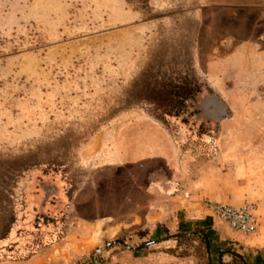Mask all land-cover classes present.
Wrapping results in <instances>:
<instances>
[{"label":"rangeland","instance_id":"374dc122","mask_svg":"<svg viewBox=\"0 0 264 264\" xmlns=\"http://www.w3.org/2000/svg\"><path fill=\"white\" fill-rule=\"evenodd\" d=\"M261 37L264 0H0V264H145L153 258L158 233L129 225L121 198L138 197L148 172L160 168L100 167L101 149L86 146L93 137L105 142V132L138 131L143 119L160 124L153 118L163 116L148 102L158 99L163 83L196 79L203 92L225 95L230 108L217 124L196 117L195 104L160 122L171 132H225L226 144L246 151L242 171L263 179L264 166L254 169L250 152L264 151V88L233 66L222 89L207 82L213 61L257 41L264 49ZM147 144L143 134L127 141L137 154ZM222 180L192 190L203 199L260 206L254 189L264 184ZM61 189L70 190V203ZM111 197L119 201H105ZM187 201L183 194L181 202ZM114 207L122 216L110 221L104 214ZM99 219L108 224L94 226ZM73 224L87 226L83 247H53ZM141 246L136 258L132 248ZM212 250L217 264L218 256L228 262L237 249L226 242Z\"/></svg>","mask_w":264,"mask_h":264},{"label":"crops","instance_id":"0c3cea01","mask_svg":"<svg viewBox=\"0 0 264 264\" xmlns=\"http://www.w3.org/2000/svg\"><path fill=\"white\" fill-rule=\"evenodd\" d=\"M262 39L264 38L261 37ZM261 46L260 41L241 45L236 47L230 56L213 61L209 67L207 78L209 87L214 90L225 87V70L227 67L233 66V69L240 73L239 75H251L252 80L257 81V85H255L257 88H264V49ZM220 93L215 91L216 98L202 102L203 114L212 123L224 120L228 108H230L223 98L225 95ZM153 120L160 124L152 125L149 124L150 120L143 119L144 122L140 124L142 126L138 131L128 128L123 132H105L106 144L105 142L98 144V139L93 137L86 146L89 148L92 145V152L101 149L98 155L100 158L96 159L99 163L96 165L100 167L107 165L129 169L136 165L141 169L160 168L148 172L146 187L140 186L138 187L139 190L136 189L138 197L126 194L121 198V202L124 205L127 204L129 208L124 210L122 214L128 215L126 222L129 225L146 224L150 228L153 227L154 231L158 233V238L153 245L155 248L153 258L145 257L144 263L147 264V261H151L153 264H198L205 260L206 263L208 262L207 264H213L212 260L215 255H213L212 247L210 252L205 254V258L199 256L197 251L200 248L197 247L201 239L209 238L211 246L213 243L227 242L228 245L232 243L237 249L232 250V252L241 255L245 264H264V221L260 217V215H264V190L254 189L257 192H254L256 194L253 198L257 199L256 201L260 199L261 204L258 208L256 206L259 228L257 233L251 236L239 234L219 221V223L215 222V218L213 217L214 220L211 218V213L204 206V201L209 199H203L202 192L192 190L194 185L219 184L223 183L222 179L226 178L240 184H264V176H262L263 179L255 182V178H258L260 173L249 174L245 170L242 171V153L246 151L241 150V146L226 144L223 139L227 136H225V132H203L200 134L197 132H171L160 121L154 118ZM141 134L146 136L148 144L145 152L137 154L127 147V141ZM194 138L199 139V145L196 146L194 140H190ZM93 142L96 144L93 145ZM187 148H190L189 151ZM195 153L197 154L196 157L194 156ZM250 153L255 154L253 158L255 161L254 169L264 166V151L254 150ZM185 193L189 194L188 201L181 202ZM76 195L77 193L74 194L73 198L74 205ZM194 197L202 199L190 201ZM97 201L100 202L99 199ZM105 201L118 202L119 200L111 197ZM244 202L238 200L234 202L233 206L238 207ZM91 208L93 209V206ZM113 210L104 214L110 218V221L122 216L118 211H115V207ZM104 215L97 214V216ZM103 220H97L94 226L98 223L108 224L107 220L106 222ZM94 226L92 228H95ZM108 226L110 227V225ZM112 228L115 227L112 226ZM86 229L87 226L83 224H73L63 240L53 247H62L66 243L73 245L71 250L82 248L83 245L80 240L85 239V234L88 233ZM179 237H188L193 240L182 241ZM72 238L75 242L69 241ZM131 252L134 256L137 255L136 258H139L141 254L143 255V249L140 251L139 247L132 248ZM81 256L82 254H79L76 258ZM225 262L227 261L218 256L217 264Z\"/></svg>","mask_w":264,"mask_h":264},{"label":"trees","instance_id":"16d2710c","mask_svg":"<svg viewBox=\"0 0 264 264\" xmlns=\"http://www.w3.org/2000/svg\"><path fill=\"white\" fill-rule=\"evenodd\" d=\"M175 82L170 83H163L161 88L158 89V92L156 93V97L158 99H154L148 104L155 107V111L160 113L163 117L169 116V117H177L181 112L184 111V109L188 108V105L195 104L197 107L195 116L199 117V119L203 122H206L207 124H217L212 123L207 120V117L203 114L202 110V102H206L211 100L212 98H216V94L213 92H203V89L199 87L198 81L196 79L187 80L180 79L175 80ZM206 90V89H205ZM199 96V98H198ZM227 116V115H226ZM163 117H157L156 120L163 121ZM186 125V124H185ZM203 132H197V134H200ZM64 192L65 198L69 199L67 203H70L71 201V193L70 190L67 189H61ZM62 201L57 202L58 208L62 207L66 208V203L61 204ZM69 207V206H68ZM67 210V209H66ZM65 236V235H64ZM146 235H141V238H144ZM60 239V238H59ZM182 241H191L193 239L188 237H182ZM142 247H139V250L142 251ZM200 247V248H199ZM211 240L209 238L201 239L200 244L197 248L199 256H204L207 252H210L211 250ZM229 257L231 258L230 261L225 262L223 264H245L244 259L241 255L236 254L235 252L229 251ZM202 259V258H201ZM92 263V262H91ZM248 264V263H247Z\"/></svg>","mask_w":264,"mask_h":264},{"label":"built area","instance_id":"2783aa9c","mask_svg":"<svg viewBox=\"0 0 264 264\" xmlns=\"http://www.w3.org/2000/svg\"><path fill=\"white\" fill-rule=\"evenodd\" d=\"M185 198H189L188 193H185ZM204 206L217 221L234 232L251 236L258 231L259 220L254 203L246 202L236 207L227 203L206 200L204 201Z\"/></svg>","mask_w":264,"mask_h":264},{"label":"water","instance_id":"95a60500","mask_svg":"<svg viewBox=\"0 0 264 264\" xmlns=\"http://www.w3.org/2000/svg\"><path fill=\"white\" fill-rule=\"evenodd\" d=\"M119 243H121V244H123V245L125 246V244H124L123 242H119ZM101 250H103V249H102V248L99 249L98 252H101ZM104 250H105V247H104ZM98 252H97V253H98Z\"/></svg>","mask_w":264,"mask_h":264}]
</instances>
